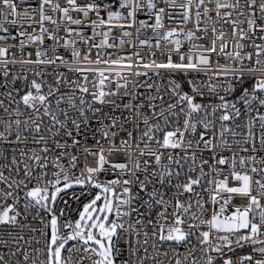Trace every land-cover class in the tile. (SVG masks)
<instances>
[{
    "label": "snow or ice",
    "instance_id": "1",
    "mask_svg": "<svg viewBox=\"0 0 264 264\" xmlns=\"http://www.w3.org/2000/svg\"><path fill=\"white\" fill-rule=\"evenodd\" d=\"M23 2V0H21ZM119 9L123 11H107V20L100 16V5L96 0L85 5H78L76 0H67V4L73 11L83 13L88 16L89 13H95L96 19L85 21L80 18H73L69 15L68 7H61L59 3H53V0H40L38 14L39 20L35 23L39 24V34H29L21 28L20 36H27V40L39 45L44 44L45 39L52 40V54L49 50L38 47L35 52L36 59L22 58L19 63L23 65H54L57 61L60 64H68L64 56L57 53L58 47H63L70 52L73 58L81 57V61L73 60L71 63L77 66L70 67V71L82 73L83 83L75 80H69L63 73H56L55 87L41 79L39 82L33 78L26 85L27 90L22 96L19 90L16 91L17 99L13 96V92L6 93L9 99V105L15 104V108L6 107L4 100H0V109L8 114L13 113L18 117L21 115L20 105L25 109L32 111L29 120L21 121L15 119L12 122L0 121L4 123V131H0V139L9 144H25L28 143V137H32V143L38 147L13 148L15 153L19 151V157L13 155L10 162L6 165H0V183L5 184L7 188H0V225L12 228H28L30 225L24 224L18 218L22 215L27 218L28 215L35 210L33 220H39L41 228H31L32 232H39L43 238L42 247H34L32 252L21 246L20 241L23 240L25 245L31 246L33 240H24L22 235L12 238L15 250L9 249V255L6 257L0 253V264H12L10 257H17L15 264H73L72 257L74 254L81 253L79 264H84L87 260L89 264H264V156L257 159L256 155H239L238 152L259 153L264 152V112L260 109L264 108V0H209V3H215V21L214 24L230 25L233 38V50L227 51L228 41L225 40L226 32L221 28L217 30L215 26L209 28L207 25L201 29V12H196V31H189L183 34V39L187 41H198L203 39L198 36L197 32H203L207 35L209 32L213 34V38L209 41V46L192 43L186 53H181L182 40L179 38L182 29L176 28L166 29L164 17L167 15L169 20L174 17L170 12L161 7L157 8L156 0H147L146 7L148 14L152 15L155 10L154 24H147L146 21H139V27L136 28L137 38L141 29L151 27L156 39L155 48H161V41L170 42L175 47L166 53L167 62L156 63L154 60L150 64H144L143 67L155 69H173L183 71L185 74L194 72L196 74L203 73L207 80L198 82L195 78L187 80L190 92L183 91L182 85L175 80H169V90L167 95L169 99L165 100L161 89L157 87L158 95L149 96L147 107L151 110V115L136 112L137 124L139 130V118L142 116L146 130L142 132L139 139L135 142V148L139 149L140 140L148 137L151 140L153 130H159L161 122L165 125L170 123L174 127L170 131H166L163 136L162 143L158 141L161 148L171 149L166 159L167 164H162V170L159 173L157 182L164 186L169 185L175 191L173 194L165 198L166 193L160 191L153 185L152 190L148 194V199L143 201L142 207L147 206L148 212L156 208L155 217L150 214L147 217L145 225L144 213L139 208H131V212H136L137 217L132 223L124 220V217L130 216V211L126 210L131 206L133 196L129 187H123V196H118L115 191L117 185H129L130 180H121L119 178L112 180H99V174L107 172L108 165L112 170H120V174H131L135 176L133 170L129 169L128 163L112 162L105 155V149L101 147L98 151L84 149L87 155L96 156V166L90 167L87 164L81 169L80 175L74 173L70 176L62 158L70 155L66 151V143L62 144L55 137L61 129H66L69 113L60 109V118L51 110V102L49 97L59 92V86L66 84L72 88L73 94L68 96L67 102L71 108L77 109L78 114L83 118V122H87L86 112L91 110L93 116H97L101 109L93 105L95 103L112 104L115 108L120 105L115 100H106L105 97L116 96V91H104L105 81L109 78L105 76V71L97 68H83L81 62L88 64H111L120 65V59L106 60L101 56V51L105 47H114L109 44V34L105 32L99 43H95V39L100 35L96 31L97 28L108 25L109 32L113 21H123L120 27L123 29L125 25L132 27L135 21L136 12L145 7V0H115ZM170 7H180L184 9L182 13V21L187 22L190 18V5L192 0H186L185 3L177 5L176 0H163ZM205 0H199V5L204 4ZM49 6L53 12L59 11L62 15L61 21H66L69 25H83L90 27L93 31L91 38L85 37L82 29H74L65 27L64 31L67 35H75L80 42L89 44V39L93 42L89 45L88 52L81 56L79 49L75 47L76 39H64L55 34L61 28V23L48 15L45 6ZM198 5V7H199ZM0 32H8L9 28L17 26L21 17L27 20H34V16L26 9L21 13L18 11L17 3L14 0H0ZM105 8H111V5L105 4ZM225 10V11H221ZM36 9H33L34 13ZM209 9L204 8L203 15L207 20L212 21L213 17L209 15ZM237 12L233 17L232 13ZM126 12V15H125ZM48 21L55 25V29L50 31L45 27L44 22ZM31 27V24H29ZM164 30V31H161ZM132 34L123 31V36L128 37ZM238 37V39H237ZM5 39L0 36V40ZM15 39V37H13ZM63 43L61 44V41ZM260 41L259 43L257 41ZM217 41H221L219 45ZM248 41V44L243 43ZM130 42V41H129ZM126 43L121 39L120 44ZM139 44L143 46H152L150 40H139ZM250 46L252 51L244 52L245 47ZM15 45L0 46V68L3 70L5 77L9 75L8 64H15L17 60L14 55L8 59L9 49ZM20 51L23 53L25 42L19 43ZM92 48L97 49V58L91 60L89 54ZM173 51L179 55V62L172 60ZM212 53H216L217 60L213 64ZM139 57V52L134 53ZM155 55V53H151ZM31 56V54H29ZM232 57V65L219 63V58ZM129 61L131 58H128ZM187 60V62H185ZM244 60L248 64H244ZM238 65V66H237ZM131 68V63L124 65ZM88 72L98 75L99 81L93 82L92 87L97 91H92V103L88 104L84 97L79 98L77 106L76 97L74 95L76 89L81 93H89ZM159 74V73H157ZM254 78V82L249 88H243L245 75ZM45 74L36 71L34 77H43ZM139 75H147L145 73H136ZM16 79L28 80L26 75L13 77ZM213 80L216 83H213ZM47 87V93H43V88ZM137 84L135 87H142ZM243 90L234 100L227 99L237 91V87ZM117 89L123 87L127 90L128 81L125 78L124 83H116ZM152 88V84L147 85ZM206 89V91H205ZM218 89L220 91H218ZM221 91L224 93L221 94ZM129 93L126 91L125 95ZM199 98V99H198ZM215 99L217 102L212 103ZM64 99L63 94L56 100L59 109L60 102ZM160 101L155 103L154 101ZM241 104L244 108L242 113ZM87 105V107H84ZM255 105V106H254ZM125 109L131 110L133 105L131 102L123 105ZM145 107L143 103L136 105L137 110ZM41 108L43 117H50L52 127L43 126V119L40 115ZM252 113H255L253 115ZM243 116L244 131L238 132L236 129L241 128V124L236 123ZM112 123L104 125L102 136L108 140L110 145L109 154L113 152H124L129 160L133 158V136L132 132H128V139L121 140L118 144L114 139L109 138V128L116 126V117L106 114ZM129 119L125 117V120ZM151 121H154L150 123ZM76 129L80 128V124L75 119L70 121ZM102 122V121H101ZM13 124L16 126L14 140H9L12 135ZM23 124V129L21 125ZM258 125V132H257ZM123 126L121 125V128ZM55 129V131H53ZM51 134L50 137L42 134L44 131ZM27 132V135H25ZM7 133V135H6ZM67 136H72L70 131H66ZM116 133H111L115 137ZM231 138V140L229 139ZM55 145V148L49 145ZM79 143L73 140V144ZM99 143V141H97ZM145 147H148L146 144ZM179 149L180 153L175 152ZM200 153V175L193 178L187 175L185 182L172 183L173 177H179L181 170L185 164H188V173H192L196 169L193 167L197 161V151ZM228 150L232 152L230 157L221 155L217 150ZM238 150V151H237ZM209 153V159L215 161L210 165L211 172L217 177L215 181L208 180L212 194L209 197L213 205L211 216L207 218L208 210L204 207L207 202L200 193L195 192L196 186H201V181L209 175L204 172V166L209 165V159L203 158V153ZM148 155L154 156L156 163L161 164V158L165 154L163 152L150 151ZM139 156L145 155L141 150ZM3 153L0 152V157ZM7 159L6 157H3ZM78 157L71 155L68 161L70 168L77 167ZM190 162V163H189ZM55 169L51 172L49 178V164ZM227 166V174L223 175L225 169L218 166ZM7 169L9 175H5L3 169ZM140 164L138 158L135 161V170H139ZM151 175L155 176L156 173ZM231 178L232 183H229ZM35 184L32 187L29 185ZM135 182L139 184L140 190L145 191L149 184L152 183L148 177L140 181L138 177ZM88 185L99 189V192L87 203L83 204L82 210H78L79 218L75 221L66 218L67 214L61 209L59 215L56 214L54 205L56 204L60 194L73 185ZM214 185V186H213ZM20 190L24 191L23 213L20 211L21 197ZM208 191V188H204ZM189 194L184 199V194ZM192 194L195 195V205L192 202ZM239 197L241 202L233 204L229 209L230 202ZM9 199L11 204L6 203ZM79 199V197H76ZM67 203V202H65ZM218 206V207H217ZM41 212L45 213L41 216ZM115 213L117 219H110ZM50 216V219L47 217ZM64 218V219H61ZM147 225L151 226V233L147 230ZM118 230L127 233L128 238L125 243L128 245V254L125 258L124 250L118 244L113 243V237L118 236ZM50 232V235H49ZM11 236V232L8 233ZM193 239L195 243H193ZM69 242H73L71 246ZM41 241L35 240V244L39 245ZM0 244L7 246L9 241L0 239ZM166 246V247H165ZM179 247H184L186 253L182 254L178 251ZM245 248L250 251L237 255V250ZM151 249V251H150ZM67 252V257L64 253ZM141 252L143 253L141 255ZM214 254V255H213ZM231 254V255H230ZM22 257V261L19 259ZM42 257V258H41Z\"/></svg>",
    "mask_w": 264,
    "mask_h": 264
},
{
    "label": "built area",
    "instance_id": "2",
    "mask_svg": "<svg viewBox=\"0 0 264 264\" xmlns=\"http://www.w3.org/2000/svg\"><path fill=\"white\" fill-rule=\"evenodd\" d=\"M15 3H17L18 11L23 13L24 10H28L33 16L34 20H27L23 17L18 20L17 26L12 27L10 25H5V27L9 28L8 32H0V36H4L5 39L0 40V46H8V45H15V47H11L9 49V55L8 59H11L14 55L15 59L17 60V63L15 64H8L7 68L9 70V75L7 77L4 76L2 68H0V100H4L5 106L11 108H15V104L9 105V99L6 95L8 92H13V96H15L17 99L19 96L16 95V91L19 90V95L22 96L24 92L27 90L26 85L30 83V81L35 78L39 82L41 79L45 80L48 84H53L55 87V78L56 73H63L69 80H75L83 83L82 73H77L70 71V67H75L77 65L72 64L71 62L73 60L81 61V57H75L73 58L67 50H65L63 47L57 48V53L64 56V58L69 61L68 64H60L59 61H57L54 65H23L19 63V61L22 58H31L36 59L35 52L38 47L40 48H46L49 50V55L52 54L51 52V46L53 45V41L49 39L44 40L43 45H39L37 43H32L27 40V36H20L19 33L21 31V28L23 30L27 31L29 34H39V24L35 23V21L39 20V14H38V8L40 0H14ZM78 5H85L87 3H91L92 0H76ZM145 0V7L141 8L139 11L136 12L135 15V21L136 23L132 24V27H125L122 29L120 27L121 23H125L123 21L117 22L113 21L111 25V31L109 32V26L105 25L100 28H97L96 31L100 33L99 36L96 37L95 43H99L103 37V34L105 32H108L109 34V40L108 43L114 45V47H105L101 51V56L103 59L111 60V59H120L122 61V64L120 65H105V64H88L86 62H81L79 66L83 68H97L105 71V76L109 79L105 81V86L103 88L104 91H116V96H108L105 97L106 100H115L116 104H119L120 107L115 108V105L112 104H99L95 103L93 106L96 108H100L101 111L97 116H93V113L91 110H88L86 112L87 116V122H83V118H81L78 114L77 109L71 108L67 102L68 96L73 94L72 88H69L68 85L63 84L59 86V92L55 93L52 97H49V100L51 102V110L55 112L58 116H60L61 119H63V116L60 115V109L66 110L69 113L68 117V123L66 125V129H61L59 134L55 137V139L59 140L60 143L64 144L66 143V151L70 154L68 156H65L62 158L61 162L64 164L66 170L69 171V175L71 176L73 173L77 176L80 175L81 169L87 164L90 167L96 166V156L87 155V153L84 152V149H90L92 151H98L101 147L105 149V155L107 156L108 160L112 162H123L128 163L129 169L133 170L135 173V176L131 174H120V170H112L109 168L108 165H105L106 168L109 170L105 173L102 172L99 174V180L101 182L105 180H112V179H121V180H130L132 183L129 185H117L115 187L116 194L118 196H123V187H129L131 189V193L133 196V200L131 203V206L127 208L126 210L130 211V216L124 217V220L128 223H132L134 219L137 217L136 212H131V208H139V211L141 213H144V220L145 225L147 224V217L150 214L153 218L155 217L156 208H154L151 213L148 212L147 206L143 204V201L148 199V194L152 190L153 185L160 191L166 193L165 198L167 199L170 197L173 192L175 191L173 188H171L169 185L165 184L164 186H161L157 182V178L159 176L160 171L162 170V164H167L166 156L168 152L172 151L171 149H164L160 147V144L158 143L163 140V136L166 133V131L172 130L174 127L173 123H170L168 125H165L161 122L159 130H153L151 133L152 139L149 140L148 137H144L142 140H140L139 149L135 148V142L137 139L140 138L143 131L146 130V126L143 123L142 116L139 118V130L136 128L137 124V117L136 112L139 111L140 113L151 115V110L147 107L148 104V97L156 96L158 95L156 89L159 87L161 89V93L164 94L165 100L169 99L167 92L169 90V80H175L178 83L182 85L183 91L190 92V88L187 84V80L190 78L197 79L198 82H205L207 80V77L201 73L196 74L194 72H189L185 74L183 71L180 70H173V69H155V68H144V64H150L154 60L156 63L161 62H167V55L166 53L170 50L174 49V45L170 42H164L161 41V48L157 49L154 47L156 44V39L154 38V33L151 27H145L141 29V32L139 34V37L137 38V32L136 28L139 27L138 22L139 21H146L147 24L151 25L155 22V10H153V14L149 15L148 10L146 7ZM186 0H176L177 5L181 3H185ZM53 3H59L61 7H68L69 8V15H71L73 18H80L85 21L96 19L95 13H89L88 16H84L83 13H79L76 11H73L71 7L67 4V0H53ZM96 3L100 5V16L103 17L105 20H107V11L111 10L113 12L115 11H123L119 9L118 4L115 2V0H96ZM157 8H165L166 12H170L174 19L169 20L167 15L164 17V23L166 25V29H172L176 28L177 30L182 29V34L179 37L182 40V46L180 49L181 53H186L188 49L191 47L192 43L203 45L204 47L209 46V41L213 38V34L209 32L207 35H205L203 32H197L196 34L198 36H202L203 39L198 41H187L183 39V34L187 33L189 31H196V12L199 10L201 12V22H200V28L203 29L206 25L211 28L215 26L217 30H223L226 32L225 40H227L228 43V49L227 51L233 50V38L231 35L232 29L230 25H221L219 23L214 24L213 21H215V3H209V0H205L204 4L199 5V0H192V4L190 5L189 11H190V18L187 20V22L182 21V13L184 9L180 7H170L169 5H166L163 0H156ZM241 3H243V0H241ZM109 4L111 5V8H105L104 5ZM199 5V7H198ZM207 7L209 11V15L213 17L212 21L207 20V18L203 15L204 8ZM36 9V11L33 13L32 10ZM3 8L0 7V11H2ZM45 11L48 15H51L54 19H56L59 23H61V28L59 31L55 32V34L59 37H63L64 39H76V45L75 47L80 50L81 56H83L85 53L88 52L89 45L93 42L91 39H89V44H84L79 41L78 38L75 37L73 34L72 36H69L65 33L64 28L65 27H71L74 29H82L83 34L85 37L91 38L93 35V31L90 27H84L83 25H69L66 21H61V13L59 11L53 12L49 6H45ZM225 11V10H221ZM126 15V12H125ZM233 17L237 15V12L232 13ZM29 24H31V27H29ZM45 27H48L50 31L55 29V25L50 24L48 21L44 22ZM123 31H128L132 35L125 37L123 36ZM164 31V30H161ZM15 37V39H13ZM123 39L126 41L124 44H120V40ZM238 39V37H237ZM23 40L25 42V48L23 50V53L20 51L19 43ZM139 40H150L152 46H143L139 44ZM130 41V42H129ZM260 42L259 40L257 41ZM63 43V40L61 41V44ZM221 41H217V44L219 45ZM243 43L248 44V41H244ZM252 51L251 47H245L244 52ZM139 52V57L134 55V53ZM155 53V55H151V53ZM31 54V56H29ZM91 60L95 61L97 58V49L92 48L91 52L88 53ZM212 61L213 64L216 63L217 55L216 53H212ZM131 58L129 61L128 58ZM3 59V58H0ZM172 60L174 62H179V55L176 54L173 51ZM131 63V68H127L124 65H127L128 63ZM187 62V60H185ZM219 63L221 64H228L232 65V57H223L221 56L219 58ZM244 64H248L247 60H244ZM238 66V65H237ZM36 71H41L45 75L43 77H34V73ZM145 73L147 72V75H139L137 76L136 73ZM159 73V74H157ZM26 75L28 77V80L25 81L23 79H16L13 82V77L23 76ZM88 87H89V93H81L78 89H76L74 95L76 97V103L78 107H81L79 105V98L81 96L84 97L85 101H87L88 104L92 103V96L90 93L92 91H97V89H94L92 87L93 82L97 83L99 81V77L97 74L93 72H88ZM125 78L128 81V88L127 90L123 87L117 89L116 83L123 84ZM254 82L253 77H249L247 74L245 75V82L243 84V88H249L251 89V86ZM213 83H216L215 80H213ZM137 84H142V87H135ZM152 84V88H148L147 85ZM242 87H237V91L233 93L231 96L226 97L227 99L234 100L237 96L240 95V93L243 90ZM43 93H47L48 89L45 86L43 88ZM128 92V95H125V92ZM206 91V89H205ZM218 91H220L218 89ZM64 96V99L60 102L59 109L56 105L57 98L62 95ZM221 94L224 93L221 91ZM199 99V98H198ZM131 102L133 105L131 110L125 109L123 107L124 104ZM155 103H160V101H154ZM212 103H216L217 101L213 98L211 100ZM143 103L145 107L140 108L137 110L136 105ZM238 107H241L242 113L244 112V108L241 104L237 105ZM255 106V105H254ZM84 107H87V105H84ZM20 111L21 115L16 116L14 113L12 115L6 114L3 109H0V121H7L12 122L15 119H20L22 122L25 120H29L30 116H32V111L30 109H25L23 105H20ZM261 112H264V108L260 109ZM106 114H110L113 117H116V126L109 128V138L108 139H114L117 144L121 140L128 139L127 133L132 132L133 136V149L131 150L133 153L132 160H129L128 157L125 155L124 152H113L112 154H109V143L108 140H106L102 136V131L104 130V125H109L112 123L111 119L105 118ZM255 115V113H252ZM40 115L43 119V126H47L48 128L52 127L50 117H43V110L41 108ZM125 117H128L129 119L125 120ZM75 119L77 123L80 124V128L76 129L74 125L71 124V120ZM246 120V117L242 115L240 120H238L236 123L241 124V128L236 129L238 132L244 131L243 125L244 121ZM102 121V122H101ZM154 121L150 120V123ZM121 125L123 126L121 128ZM23 124L21 125V128L23 129ZM258 125H257V132H258ZM0 131H4V123L0 122ZM16 131V126L13 124L12 127V135H10L8 138L9 140H14V133ZM55 131V129H53ZM66 131H70L72 133V136H67L65 134ZM115 132V137L111 136V133ZM46 135L47 137H50L51 134L48 133L46 130L42 133ZM7 135V133H6ZM25 135H27V132H25ZM79 141V143L73 144V140ZM231 140V138H229ZM99 141V143H97ZM148 145V147H145V145ZM49 145L53 148H55V145L51 144V139H49ZM38 147L34 143H32V137H28V143L25 144H9L8 142L0 139V152L3 153V156L0 157V165H6L10 162L13 155H16L17 158L19 157V151L17 150L15 153H13V148H26L31 149ZM143 151L145 155L139 156V151ZM150 151L154 152H163L165 155L162 156L161 164H157L155 157L148 155L147 153ZM192 151H197L196 149H193ZM221 155H224L225 157H230L232 155L231 151L228 150H217ZM238 151V150H237ZM175 152L180 153V150L177 149ZM183 154V153H180ZM239 155H256L257 159H259L261 156H264V152L259 153H244V152H238ZM75 155L78 157L77 159V167L75 169L70 168V165L68 163L70 156ZM210 154L205 152L203 153L204 159H209ZM3 157H6L7 159H4ZM197 161L196 164L193 166L196 170L192 173H188V164H185L183 169L181 170V175L179 177H173L172 183H183L186 180L187 175H192L193 178L200 175L199 172V165H200V153L197 151ZM138 158L140 168L139 170H135V161ZM190 163V162H189ZM215 164V161L209 159V165L204 166V172L208 173L206 177H204L201 181V186L195 187V192L200 193L201 196L204 198L205 201H207L204 204V207L208 210L207 212V218H210L211 211L213 205L211 204L209 197L212 194L211 187L208 185V180H213L217 178L214 173L211 172L210 165ZM219 168L225 169L224 173L220 178H223V175L227 174V166L221 165L218 166ZM5 172V175H9L8 170L5 168L3 169ZM51 167V163L49 164V178H51V172L54 171ZM152 173H156L155 176L151 175ZM138 177L140 181H143L145 177H148L150 180H152V183L148 185L147 190L141 191L139 184L135 182V178ZM229 183L231 184V178H229ZM35 184V181H33L32 185H29V187H32ZM214 186V185H213ZM0 188H7L5 184L0 183ZM204 188H208V191H205ZM24 191L20 190L19 195L21 197L20 201V211L23 213V203H24ZM99 192V189H96L95 187H92L85 183L84 185H73L72 188L65 190L60 194V198H58L56 204L54 205L56 214L59 215V212L61 209H64L68 219H71L72 221H75L78 217V210H81L83 207V204L89 202L96 194ZM189 194H184V199H187ZM76 197H79V199H76ZM195 195L192 194V202L193 205H195ZM67 202V203H65ZM241 200L239 197L234 198L230 204L229 209L231 210V207L233 204L240 203ZM0 203H3V201H0ZM6 203L11 204L12 200L9 199ZM218 207V206H217ZM35 215V210L32 211L30 215L25 217L22 215L18 219L21 220L24 224L30 225L28 228L20 229V228H12L5 225H0V239H6L9 241V244L7 246L0 244V253L4 254L6 257L9 255V249L12 251L15 250V245L12 243V238L19 235H22L24 237V240H33V244L31 246L25 245L24 241L21 240L20 244L22 247L27 248L29 252H32L34 247H42L43 246V238L40 236V233L32 232L31 228H41L42 225L40 224L39 220H33V216ZM45 213L41 212V216H44ZM47 219H50V216L47 217ZM64 219V218H61ZM110 219H117L115 216V213H113L110 216ZM147 230L149 233H151V226L147 225ZM11 232V236L8 235V233ZM50 233V232H49ZM118 236L113 237V243L118 244V246L124 250L125 258L128 254V245L125 243L126 239L128 238V234L124 233L120 230H118ZM39 239L41 243L39 245L35 244V240ZM73 242H69L68 246H71ZM193 243H195V240L193 239ZM166 247V246H165ZM151 251V249H150ZM178 251L182 254L186 253V249L184 247H179ZM250 251V249L245 248L243 252L241 250H237V255L243 254ZM143 253L141 252V255ZM65 257H67V252L64 253ZM81 253L74 254L72 257L73 264H79ZM214 255V254H213ZM231 255V254H230ZM42 258V257H41ZM12 264H15V261L17 260V257H10ZM19 259L22 261V257H19ZM84 264H89L87 260L84 261ZM174 264V261H173Z\"/></svg>",
    "mask_w": 264,
    "mask_h": 264
},
{
    "label": "rangeland",
    "instance_id": "3",
    "mask_svg": "<svg viewBox=\"0 0 264 264\" xmlns=\"http://www.w3.org/2000/svg\"><path fill=\"white\" fill-rule=\"evenodd\" d=\"M83 208V207H82ZM82 210V209H81ZM79 218V216L77 217V219ZM49 235H50V233H49Z\"/></svg>",
    "mask_w": 264,
    "mask_h": 264
}]
</instances>
